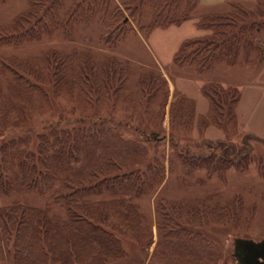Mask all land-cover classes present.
Instances as JSON below:
<instances>
[{
    "label": "rangeland",
    "instance_id": "obj_1",
    "mask_svg": "<svg viewBox=\"0 0 264 264\" xmlns=\"http://www.w3.org/2000/svg\"><path fill=\"white\" fill-rule=\"evenodd\" d=\"M52 1L0 2V38L29 13L34 35ZM82 1L59 0L58 23L32 38L0 40V104L25 120L0 127V144L110 129L142 150L137 167L154 180L86 198L112 206V223L118 200L138 214L139 239L116 234L122 254L103 264H243L235 241H264V0H96L74 13ZM13 205L65 218L52 191L0 194Z\"/></svg>",
    "mask_w": 264,
    "mask_h": 264
},
{
    "label": "trees",
    "instance_id": "obj_2",
    "mask_svg": "<svg viewBox=\"0 0 264 264\" xmlns=\"http://www.w3.org/2000/svg\"><path fill=\"white\" fill-rule=\"evenodd\" d=\"M58 1H52L34 22L33 26L39 27L34 35L58 23L55 20ZM86 1L77 4L74 13L86 5L87 12L92 11L96 0ZM33 18L32 13L18 18L0 40L18 43L34 37L35 28L25 27ZM196 44L201 42L187 43L181 52ZM207 57L197 61L207 62L212 56ZM18 89L27 94L39 90L26 81ZM22 114L21 109L10 110L0 104V127L25 124ZM30 142L27 136L0 144V194L13 190L52 191L54 200L65 206V218L23 205L0 207V262L103 264L122 254L116 234L139 239L138 214L133 204L118 200L119 221L112 223L109 221L112 206L102 207L101 203L86 198L97 193L139 194L150 186L154 178L147 180L137 167L144 155L140 148L110 129L96 126L52 128L39 135L36 147L30 146ZM129 146L133 149L128 150Z\"/></svg>",
    "mask_w": 264,
    "mask_h": 264
},
{
    "label": "water",
    "instance_id": "obj_3",
    "mask_svg": "<svg viewBox=\"0 0 264 264\" xmlns=\"http://www.w3.org/2000/svg\"><path fill=\"white\" fill-rule=\"evenodd\" d=\"M153 138L157 140V134ZM235 245L243 264H264V241L236 240Z\"/></svg>",
    "mask_w": 264,
    "mask_h": 264
}]
</instances>
